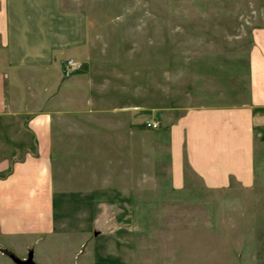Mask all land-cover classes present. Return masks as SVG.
<instances>
[{
	"label": "rangeland",
	"instance_id": "374dc122",
	"mask_svg": "<svg viewBox=\"0 0 264 264\" xmlns=\"http://www.w3.org/2000/svg\"><path fill=\"white\" fill-rule=\"evenodd\" d=\"M75 6L87 15L94 42L84 61L72 59L81 69L62 79L64 106L33 109L63 116L64 151H54L53 173L72 200L57 198L64 229L47 250L35 249V262L264 264L263 157L249 191H205L188 180L176 192L167 148L168 127L187 108L248 101L249 51L264 0ZM125 128L139 135L142 149L133 141L130 151L119 150Z\"/></svg>",
	"mask_w": 264,
	"mask_h": 264
},
{
	"label": "crops",
	"instance_id": "0c3cea01",
	"mask_svg": "<svg viewBox=\"0 0 264 264\" xmlns=\"http://www.w3.org/2000/svg\"><path fill=\"white\" fill-rule=\"evenodd\" d=\"M75 7V0H0V264H15L10 255L25 261L30 252L39 264L35 249L47 250L65 226L55 202L70 203L72 196L59 190L53 173L54 151H64L63 116L33 109L64 106L61 63L84 61L94 42L87 15ZM262 13L249 51L248 101L187 108L168 127V176L176 192L188 180L205 191L257 185V157L264 162ZM118 135L120 151H130L133 141L135 151L144 147L136 132Z\"/></svg>",
	"mask_w": 264,
	"mask_h": 264
},
{
	"label": "built area",
	"instance_id": "2783aa9c",
	"mask_svg": "<svg viewBox=\"0 0 264 264\" xmlns=\"http://www.w3.org/2000/svg\"><path fill=\"white\" fill-rule=\"evenodd\" d=\"M61 69L63 78L68 79L81 69V65L72 59H68L61 63ZM146 126L151 129H158L159 123L155 121H149L146 123Z\"/></svg>",
	"mask_w": 264,
	"mask_h": 264
},
{
	"label": "water",
	"instance_id": "95a60500",
	"mask_svg": "<svg viewBox=\"0 0 264 264\" xmlns=\"http://www.w3.org/2000/svg\"><path fill=\"white\" fill-rule=\"evenodd\" d=\"M9 257L13 261V263H15V264H35L33 261V256H32L31 252L28 254L25 261H20V260L14 258L12 255H10Z\"/></svg>",
	"mask_w": 264,
	"mask_h": 264
}]
</instances>
